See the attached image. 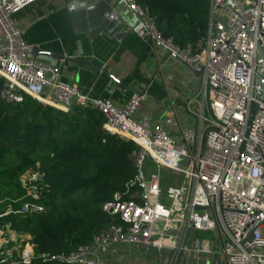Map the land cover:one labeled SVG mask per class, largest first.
<instances>
[{
  "label": "built area",
  "instance_id": "1",
  "mask_svg": "<svg viewBox=\"0 0 264 264\" xmlns=\"http://www.w3.org/2000/svg\"><path fill=\"white\" fill-rule=\"evenodd\" d=\"M31 1L0 0V98L12 103L27 95L63 112L74 105L90 107L102 115L104 134L138 147L132 179L102 208L121 223L70 252L43 253L42 262L104 264L113 251L137 247L154 254L155 264H179L187 253L193 254L187 264L213 254L220 264H264V96L256 79L264 76L257 49L264 51V0H233L234 9L225 0H207L206 38L196 51L162 39L143 8L119 0L148 38L201 78L197 128L179 124L175 134L135 119L143 94L121 105L90 99L58 79V64L29 56L31 47L21 40L11 15ZM43 178L33 170L20 177L26 200L15 213L42 209L37 201ZM197 232L208 238H196ZM16 237L9 224L0 226V262L30 264L34 251L25 240L15 259Z\"/></svg>",
  "mask_w": 264,
  "mask_h": 264
},
{
  "label": "trees",
  "instance_id": "2",
  "mask_svg": "<svg viewBox=\"0 0 264 264\" xmlns=\"http://www.w3.org/2000/svg\"><path fill=\"white\" fill-rule=\"evenodd\" d=\"M134 1L162 39L195 51L204 45L206 0ZM2 83L0 77V88ZM103 121L90 107L74 105L63 112L27 95L12 103L0 98V226L9 224L18 236L29 238L30 264H60L42 262L40 255L70 252L121 223L102 208L132 179L138 147L104 134ZM29 170L44 174L37 201L42 209L15 213L26 200L20 177ZM8 208L12 212L6 213Z\"/></svg>",
  "mask_w": 264,
  "mask_h": 264
},
{
  "label": "crops",
  "instance_id": "3",
  "mask_svg": "<svg viewBox=\"0 0 264 264\" xmlns=\"http://www.w3.org/2000/svg\"><path fill=\"white\" fill-rule=\"evenodd\" d=\"M11 18L21 31V40L44 52L34 57L58 64V79L76 85L90 99L121 105L143 91L136 120H146L150 126L159 123L170 134H175L179 124L197 128L201 78L148 38L138 18L119 0H32ZM28 55L32 56V50ZM194 236L208 238L202 232ZM192 255L183 254L179 264L190 262ZM208 262L221 263L217 254L199 257L200 264ZM153 263L154 254L137 247L117 249L104 262Z\"/></svg>",
  "mask_w": 264,
  "mask_h": 264
},
{
  "label": "water",
  "instance_id": "4",
  "mask_svg": "<svg viewBox=\"0 0 264 264\" xmlns=\"http://www.w3.org/2000/svg\"><path fill=\"white\" fill-rule=\"evenodd\" d=\"M225 3L230 5L234 9L233 0H225ZM257 49H258L262 59L264 60V51L259 46H257ZM31 50H32V57H34L38 53H44L35 47H31ZM170 55L177 57L175 54L171 53L170 51H167V56H170ZM73 61H75L77 63L80 62V60H77V59H73ZM82 63H85V62H82ZM256 79L258 80V82L261 86V95L264 96V76L257 74ZM135 94H138V95L143 94V91L135 92Z\"/></svg>",
  "mask_w": 264,
  "mask_h": 264
},
{
  "label": "rangeland",
  "instance_id": "5",
  "mask_svg": "<svg viewBox=\"0 0 264 264\" xmlns=\"http://www.w3.org/2000/svg\"><path fill=\"white\" fill-rule=\"evenodd\" d=\"M22 240L27 241V240H29V238L26 235H22V236H18V238L17 237L14 238V240H13V242L11 244V247L14 250L15 253L20 249V245H21V241ZM153 264H155V263H153Z\"/></svg>",
  "mask_w": 264,
  "mask_h": 264
}]
</instances>
